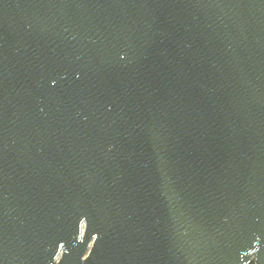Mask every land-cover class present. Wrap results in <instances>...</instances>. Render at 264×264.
<instances>
[{"label":"water","instance_id":"obj_1","mask_svg":"<svg viewBox=\"0 0 264 264\" xmlns=\"http://www.w3.org/2000/svg\"><path fill=\"white\" fill-rule=\"evenodd\" d=\"M0 264H264V0H0Z\"/></svg>","mask_w":264,"mask_h":264}]
</instances>
